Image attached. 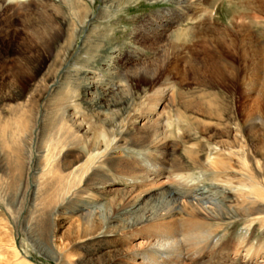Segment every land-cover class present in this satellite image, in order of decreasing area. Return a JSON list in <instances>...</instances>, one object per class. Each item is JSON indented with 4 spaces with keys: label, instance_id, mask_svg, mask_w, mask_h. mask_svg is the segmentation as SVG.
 Returning <instances> with one entry per match:
<instances>
[{
    "label": "rangeland",
    "instance_id": "1",
    "mask_svg": "<svg viewBox=\"0 0 264 264\" xmlns=\"http://www.w3.org/2000/svg\"><path fill=\"white\" fill-rule=\"evenodd\" d=\"M81 1L94 14L102 7V0ZM240 2L248 8L218 1L205 17L207 24L170 28L174 15H166L172 9L169 3L118 0L110 20L92 33L95 22L79 27L73 42L62 37L49 54H23L32 61L28 71L27 62L14 64L21 54L10 45L31 38L37 44L41 38L35 40L32 34L45 36L46 15H25L12 27L3 26L10 39L0 38V264H143L125 254L137 244L130 238L133 234L101 233L97 219L93 232L81 233L86 210L129 190L122 177L128 165L142 163L169 172L181 165L195 184L223 194L226 175L202 165L216 160L239 173L245 158L263 184L264 196V16L255 0ZM233 13L236 17L230 21ZM75 28L63 24L64 31ZM180 31L190 34L175 38ZM254 46L260 51L254 53ZM261 96L262 101H256ZM257 102L258 109L250 115ZM110 104L116 107L107 110ZM151 108L159 115L152 121L159 131L154 145L144 142L140 128ZM252 126L258 132H250ZM98 142L107 150L95 171L49 218L50 209L39 202L42 186L83 167ZM230 150L239 153L241 162L235 156L225 158L223 151ZM39 170L52 172L43 177ZM229 198L240 214L243 203L235 193ZM260 202L256 207L262 208L261 215L212 225V237L193 250L201 258L185 264H264ZM184 245L188 242L179 240L182 251Z\"/></svg>",
    "mask_w": 264,
    "mask_h": 264
},
{
    "label": "bare ground",
    "instance_id": "2",
    "mask_svg": "<svg viewBox=\"0 0 264 264\" xmlns=\"http://www.w3.org/2000/svg\"><path fill=\"white\" fill-rule=\"evenodd\" d=\"M153 1L155 3H169L171 5L172 9L166 12L167 16L170 14L174 15H171L172 18L168 22L169 27L173 24L170 28L176 25L179 26L181 23H187L188 25L196 23L207 24L205 17H209L212 14L216 7L213 6L218 1L224 2V4L230 7L233 3L239 4V6L243 8L247 6L245 3L240 2V0ZM248 1L250 2V0ZM255 1L257 7L263 12L262 16H264V3L262 0ZM117 6L118 0H102V7H100L97 14H94L89 6L85 5L81 0H0V38L9 40L10 32L3 31V26L9 25L12 27V25L16 23V20L23 16L39 13L46 15L47 24L44 27L46 32V34H44L45 36L38 31L32 34L34 39L35 37L38 39L41 38L39 41H36L37 44L33 42L32 38L28 41L26 40L27 42L25 41L17 45H10L8 41V44L13 47V50L21 54L18 59H15L14 64L16 65L18 62H27L25 70L28 71L32 61H28L29 59L25 58L27 55L23 54H30L33 52L49 54L53 46L60 41L62 37L67 36L68 42H73L79 27L85 28L87 24L95 22L97 25L89 31V33H92L98 25L110 20L111 11ZM246 8H248V6ZM238 14L241 16V13ZM240 16L239 18L242 17V20L246 19L249 24L252 23L250 17H244L245 14ZM230 17V21L234 20L236 14L233 13ZM65 22L68 26L75 25L76 28L64 31L63 24ZM164 27L167 26L164 25ZM165 30L166 29H164V31ZM163 34L164 33H160L159 35L162 36ZM175 34V38L181 39L188 36L190 33L180 31ZM247 36L248 39L251 38V32L247 33ZM250 40L251 39H249V41ZM240 42L243 45L241 50L245 53L247 49L242 38ZM10 46H7L4 50L8 52L11 48ZM250 48L254 53H257L258 49L260 51L258 46ZM66 51L67 49L65 52ZM125 85L128 87L127 83H125ZM262 98L263 96L260 98L257 97L256 101H262ZM149 100H151L150 97ZM94 102H96V99ZM119 104L120 102L118 106ZM258 105H260V102L254 103L252 107H250L248 113L252 115L253 112L258 109ZM113 106L116 107V105L110 104L107 106V110ZM151 110L152 114H147V116L143 115L141 118L142 120L140 119L142 122L140 128H143L146 135L145 139L143 138L144 142L147 143L148 141L154 145L156 141L153 140V137H158L157 133L159 131L158 123L152 126V121H156L159 115L155 108H151ZM111 113L116 115L119 111H112ZM153 117L156 118L153 119ZM111 122H113V120ZM251 129L250 132H258L255 126H252ZM131 134L133 135V133ZM149 138L152 140L150 141ZM158 144L160 145L161 143ZM55 146L56 145H54V147ZM102 147H104L102 143H96L93 150L88 152L87 161L83 167L74 168V171L62 177L55 176L50 179V185L44 184L42 186V188H45V191L40 195L39 202L41 205L46 206L48 210L50 209L48 211L49 218L56 214L57 211L72 198V195L81 188V184L87 174H91L95 171L96 161L101 160L103 153L107 150V146H105L103 151H101ZM165 147H167L166 142L163 148ZM218 150L220 149L216 151ZM231 150L227 153L223 151V155L226 156L225 158L235 156L241 162L242 158L239 157V153L232 152ZM244 159L245 158H243L241 168H239V173L231 166H225L224 163H219L216 160L209 159V161L202 165V167L207 170L226 175L224 180L227 182L226 185L228 188H223V194L212 192L210 188L195 184L192 181V175L181 165L175 166L170 172L167 171V169H151L150 166H145L142 163H136V166L128 165L123 169L124 172L122 173V177L128 182L129 190L124 192L121 191L115 198L109 200L108 203L98 202L91 206L88 211L86 210V213L83 215L84 225H82L83 230H81V233L90 234L93 232L95 230L93 222L97 219L100 225V232H129L133 234L130 238L135 242L137 241V244L135 243L134 246L128 247L125 251V254L133 260L140 258L143 264L193 263L201 258L200 253H194L193 250L199 247L197 246L198 244L212 237V225H219L237 219L238 217L250 218L263 213L261 212L262 208L257 209L256 207L257 205L260 206V201H264V196L261 194V187L263 184L260 186L257 176L251 172V166L249 169ZM44 172V170H39L37 173L46 177L49 174L51 175L52 171L50 172V170H48L47 172L49 174H45ZM233 193H235L236 198L243 203L244 207L242 206V208H240V214L238 211L232 209L229 195ZM48 205L52 206L49 208ZM83 211H85V209H83ZM114 211H116V213H114ZM114 222H116L117 231H115L116 225L115 229L110 231L111 228H109V226L114 224ZM179 240L188 242V245H184L185 247H183L184 251L180 248L181 246L179 247ZM48 251L52 254L50 250Z\"/></svg>",
    "mask_w": 264,
    "mask_h": 264
}]
</instances>
